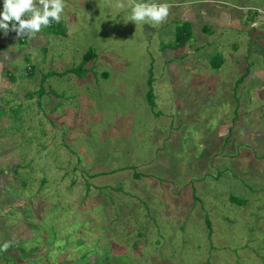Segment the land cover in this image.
<instances>
[{"label":"rangeland","instance_id":"374dc122","mask_svg":"<svg viewBox=\"0 0 264 264\" xmlns=\"http://www.w3.org/2000/svg\"><path fill=\"white\" fill-rule=\"evenodd\" d=\"M122 2L65 0L34 48L11 46L0 264H264V145H240V126L235 160L197 152L238 107L264 125V0H152L167 21L138 25ZM186 22L196 33L172 50Z\"/></svg>","mask_w":264,"mask_h":264},{"label":"crops","instance_id":"0c3cea01","mask_svg":"<svg viewBox=\"0 0 264 264\" xmlns=\"http://www.w3.org/2000/svg\"><path fill=\"white\" fill-rule=\"evenodd\" d=\"M217 8H219V9H224L223 7H221V6H218ZM225 10V9H224ZM3 11V0H0V12H2ZM181 12V11H180ZM202 14L204 15L205 14V12H202ZM248 13H243V15H238V14H236V18H238V19H243V20H248V22H249V20H251V18H250V16L249 15H247ZM227 20H225L224 22L225 23H228L229 22V20H231V19H233L230 15H229V17L228 18H226ZM191 21H193V19H191V20H189V22H191ZM256 22V21H255ZM255 22H253V24L255 23ZM187 23V22H186ZM193 24V27H194V23H192ZM257 24H259V23H255V26L257 25ZM221 26H224V25H221ZM10 28H11V25H10ZM207 29V27L206 26H204L203 27V30L205 31ZM192 32H193V30H192ZM208 32V31H207ZM194 33H196L195 32V30H194V32H193V35H194ZM193 37V36H192ZM207 39V38H206ZM37 42V39H35V40H33V39H29L28 37L27 38H25V36H21V37H18L17 36V34H16V32H13V31H9L8 32V34L7 35H5L4 34V32L3 31H0V58H2V60H0V101L3 103H6L5 101H4V98L6 97V95L7 94H10L11 92L9 91L11 88H12V86H13V83L14 82H11L10 80L11 79H13V77H14V75L12 74V70H14L13 68H12V66H11V64H10V62L8 63V65H7V70H6V72H8L9 74H8V76L6 77V78H4V76L3 75H5V65L6 64H4L5 63V59L6 60H10V57L9 56H11L13 59H16L17 58V56L19 55L18 54V52H17V50H16V55H12L13 53H12V50H11V46L12 45H16V44H19V43H27V42H30L31 43V47L32 48H34L35 46H33V45H35L36 44V42ZM187 46V45H186ZM185 46V47H186ZM29 48V49H32V48ZM184 47V48H185ZM13 49V48H12ZM181 49V48H180ZM236 49H238V48H236ZM173 50V49H172ZM18 54V55H17ZM251 56H249V57H246L247 59H249ZM212 58H214L213 56L210 58V65H211V59ZM239 58L240 57H236V59L238 60L236 63H238V65L235 63V66L236 67H238L240 64H239ZM244 58H245V56H244ZM223 59V63H222V66H221V68L225 65V64H227V61L224 59V58H222ZM241 60V59H240ZM14 60H11V62H13ZM245 61V60H244ZM211 67V66H210ZM212 68V67H211ZM220 68V69H221ZM225 68H226V66H225ZM254 68V64H251L250 66H246V70H244V71H247V73H246V75L245 76H243L242 77V80H237L238 81V86L240 87L242 84H244L245 83V79H247V81H246V85H248L250 82H251V80L250 79H248V77H249V74H250V72L252 71L251 69H253ZM11 69V70H10ZM30 69V71L32 70V67L31 68H29ZM213 69V68H212ZM220 69L219 70H216L217 71V74L218 75H220V81L222 80V77H221V72H218V71H220ZM225 70H227V68L225 69ZM243 71V72H244ZM5 72V73H4ZM227 72V71H226ZM4 73V74H3ZM258 75H263L261 78V82H263V84H264V71H262V70H257V71H255V76H256V78H258ZM6 76V75H5ZM253 77V76H252ZM253 79H254V77H253ZM5 80H7V81H5ZM202 81L204 82V84L205 83H207V81H209V79L208 78H206L205 76H203L202 77ZM15 98V97H14ZM247 110V108L246 107H244V108H240V107H238L237 108V110H236V112H234V117H224V118H221V120L222 119H224V120H222L220 123H221V125H220V128L218 129V132H216V134H215V138H216V142H212V143H210L209 145H207V142L205 143V145H203L202 144V141H200L199 143H198V150H197V152H198V155H200L201 153H200V151H201V149L199 148V147H202V148H204V150L206 151V149H208V147H209V152H207L208 153V155L210 154V153H212V151H213V155L215 156L216 154L214 153V148L217 146L218 147V145L217 144H219L220 145V149H226L228 152H231V153H229V154H235V155H232V156H230L229 154L227 155V157L228 158H231V160H235V157L236 156H238V153L235 151V150H230V148L233 146V145H235V142H236V139H237V136H242V134H241V132H245V135H244V137L246 138V139H249V137H252L253 138V142H252V140H250L249 139V141H250V143H248L247 142V140L246 139H242V141H239L238 143H240V145H242V146H246V147H248V148H256V147H260V146H263L264 145V125L262 124V126L261 127H258L257 126V124L255 123V117L254 116H252V115H249V113L246 111ZM245 115H247V118H243V117H245ZM250 117V118H249ZM191 118H193V117H191ZM240 126H242V128H243V130L240 132V133H238V129L240 128ZM190 137H192V138H200V137H205V136H203V134H201V135H192V134H188ZM207 138H209L208 136H206ZM211 137V136H210ZM211 139V138H210ZM219 139V140H218ZM221 139H224L223 141H221ZM214 141V140H213ZM238 143L236 144V145H238ZM206 148V149H205ZM245 148V147H244ZM226 152V151H225ZM216 157H217V155H216ZM220 158H223V154L221 155V157ZM2 173V167H0V192L1 193H4V191H3V189H4V187L5 186H9V182H7L6 181V178L4 177V175H5V172L3 173V174H1ZM7 179H9V178H7ZM6 189V188H5Z\"/></svg>","mask_w":264,"mask_h":264},{"label":"clouds","instance_id":"9594fccd","mask_svg":"<svg viewBox=\"0 0 264 264\" xmlns=\"http://www.w3.org/2000/svg\"><path fill=\"white\" fill-rule=\"evenodd\" d=\"M131 4L128 19L135 25L145 21L150 24H162L167 21L171 7L168 3H154L152 0L143 2L131 0ZM65 7V0H3L0 31L5 35L13 31L18 37L34 39L36 34L48 27L51 22H60ZM117 7H125L122 0H117ZM259 11L264 13V9ZM9 246L10 242H5L0 246V251H6Z\"/></svg>","mask_w":264,"mask_h":264},{"label":"trees","instance_id":"16d2710c","mask_svg":"<svg viewBox=\"0 0 264 264\" xmlns=\"http://www.w3.org/2000/svg\"><path fill=\"white\" fill-rule=\"evenodd\" d=\"M55 24H56L55 21L51 22V24L48 26L49 29L51 30L53 27H56ZM192 36H193V32H192L191 26L189 24H187V23L181 25V27H179L177 29L176 38H175V44L173 45L174 48H172V49L184 48L188 44V42L192 38ZM84 58L85 59H84L83 64L81 65V67L78 68L79 70H82L81 68H84L86 63H88L91 60H93L95 58V54H93L92 51H90V52H88L85 55ZM222 63H223V59L221 57H219V56H216V57L211 59V67L214 70H219L221 68V66H222ZM32 70H31V72L33 74L34 71H32ZM73 70H76V69H73ZM149 103L152 106H154L151 101H149ZM96 176H98V175H96ZM135 176L139 177L138 174H135ZM232 201L233 202H237V198L233 197ZM241 203H242V205L244 204L243 201H241Z\"/></svg>","mask_w":264,"mask_h":264}]
</instances>
